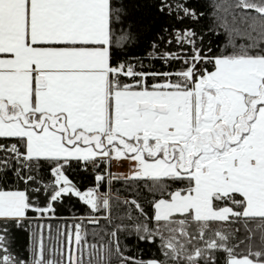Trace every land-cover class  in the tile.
I'll list each match as a JSON object with an SVG mask.
<instances>
[{
	"label": "snow or ice",
	"instance_id": "6c2138e0",
	"mask_svg": "<svg viewBox=\"0 0 264 264\" xmlns=\"http://www.w3.org/2000/svg\"><path fill=\"white\" fill-rule=\"evenodd\" d=\"M0 264H264V0H0Z\"/></svg>",
	"mask_w": 264,
	"mask_h": 264
},
{
	"label": "rangeland",
	"instance_id": "374dc122",
	"mask_svg": "<svg viewBox=\"0 0 264 264\" xmlns=\"http://www.w3.org/2000/svg\"><path fill=\"white\" fill-rule=\"evenodd\" d=\"M118 169L116 171H125L124 169L127 168V165L123 166V167H117Z\"/></svg>",
	"mask_w": 264,
	"mask_h": 264
},
{
	"label": "crops",
	"instance_id": "0c3cea01",
	"mask_svg": "<svg viewBox=\"0 0 264 264\" xmlns=\"http://www.w3.org/2000/svg\"><path fill=\"white\" fill-rule=\"evenodd\" d=\"M117 169H118V168H115V169H114V171H116ZM118 170H119V169H118ZM124 170L126 171V170H127V168H126V169H124Z\"/></svg>",
	"mask_w": 264,
	"mask_h": 264
},
{
	"label": "trees",
	"instance_id": "16d2710c",
	"mask_svg": "<svg viewBox=\"0 0 264 264\" xmlns=\"http://www.w3.org/2000/svg\"><path fill=\"white\" fill-rule=\"evenodd\" d=\"M220 41H218V43H219ZM136 54H139V52H137Z\"/></svg>",
	"mask_w": 264,
	"mask_h": 264
}]
</instances>
